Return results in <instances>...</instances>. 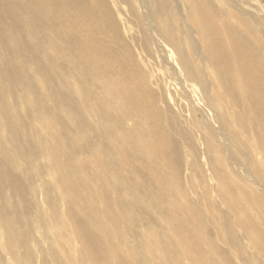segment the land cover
Masks as SVG:
<instances>
[{
    "label": "rangeland",
    "instance_id": "1",
    "mask_svg": "<svg viewBox=\"0 0 264 264\" xmlns=\"http://www.w3.org/2000/svg\"><path fill=\"white\" fill-rule=\"evenodd\" d=\"M26 1L14 3L18 13H22L20 3ZM87 1L100 12L110 13L116 27L98 34L105 52L101 62L119 76L137 72L138 87L152 98L148 112L134 120L136 126L127 122V136L123 135V127L116 126L115 120L125 114H113L119 106L116 101L106 111H96L95 106L106 102L100 93L103 89L79 87L90 80L82 76L81 68L90 62L92 47L83 44L70 54L68 44L54 31L31 30L24 22L26 32L10 41V51L4 56L22 65L27 88L13 86L15 118L22 123L23 138L40 152L35 179L26 173V208L40 213L44 221L42 228L38 219L28 214L32 219L29 264H117L119 258L133 264H171L168 257L180 259V264H195L199 256L188 251L195 239L187 236L189 225L184 224L191 209L200 214L199 222H204L201 264H264V188L248 179L259 183L264 179V155L259 153H264V130L258 129L259 125L264 128V117L254 115L251 106H243L244 91L236 93L223 84V72L237 79L214 56L216 45L222 42L226 46L235 33L264 59V0H203L214 22L208 33L196 21L192 0ZM48 7L43 5L45 10ZM53 15L49 12L50 18ZM64 32L72 34L73 30L65 27ZM39 36L44 41L41 45ZM24 39L36 53L35 46H40L41 62H27L25 53H16ZM171 52H175L174 59ZM165 62L177 66L180 76L169 71ZM39 63L61 73L65 82L51 80L54 74L47 77L38 70ZM258 63L264 69V62ZM237 74L240 77V68ZM181 76L185 81H180ZM60 91L72 95L79 112L63 104ZM91 94L94 107L85 106ZM248 113L249 119H256L254 125L245 121ZM97 116L112 127V133L105 131ZM212 125H219V131ZM154 130L164 132L168 139L163 136L159 144L170 154L177 151L178 165L152 149L144 134ZM75 150L80 152L74 155ZM123 151L129 160L120 170L111 171L110 159ZM257 160L263 164L257 165L256 177ZM156 165L162 175H156ZM15 166L19 167L16 174L24 179L22 165ZM232 196L238 199L235 205ZM135 199V216L124 219L117 201ZM91 206L123 221V229L118 230L120 241L107 263L85 256L77 241L82 226L90 220ZM91 223L87 227L94 230ZM254 227L258 228V247L249 251L248 234ZM8 246L0 226V264H20Z\"/></svg>",
    "mask_w": 264,
    "mask_h": 264
},
{
    "label": "bare ground",
    "instance_id": "2",
    "mask_svg": "<svg viewBox=\"0 0 264 264\" xmlns=\"http://www.w3.org/2000/svg\"><path fill=\"white\" fill-rule=\"evenodd\" d=\"M16 1L17 0H0V226L4 229L5 236L9 243L7 248L15 253L12 256L18 258V260L21 261H19L20 264H29L30 234L32 232L29 224H31L32 219L28 217V214L34 215L42 225V228H44V221L40 213L26 208V173H32L31 180L33 181L35 179L34 172L36 169V160L40 152L23 138L21 131L22 123L20 120L16 121L15 118L14 88H18V86L21 85L23 89H26L27 83L21 76L22 65L14 61L12 57L9 58L4 56V53L10 51V41L15 36L19 37V34L21 36L22 31L26 32L27 25L30 26L31 30L35 31L37 29L43 31V28L54 31L61 40L68 44L67 50L70 54H73L74 50L83 46V44H88L92 47L90 62L83 64L81 68L82 76H89L90 80L84 81L79 87L84 90L87 88L90 91L103 89L100 93L104 95L103 99H106V102H101L99 105L97 104L98 106L94 107V104L91 105V103H93L91 102L93 94H91L88 97L89 102L85 103V106L89 104L88 107H94L96 111H106V107L114 106L113 100H115L119 106L116 107L113 114H125V116L115 120V125L123 127L120 132L125 136H127L125 124L132 121L134 125H132V123L131 125L136 126L134 120L138 119V116H143L148 112V103L152 96L144 88L138 87L140 84L138 83L137 72H129V75L119 76L116 72H113L112 69L106 68L105 62H101V59L105 57V52L102 49L98 34L108 29H116L110 13L103 12V14L94 5L90 6L87 0H27L26 2L20 3L22 13H18L14 8V3ZM43 5L49 6V10H45ZM191 7L196 10L197 23L204 29L205 33H208L214 26V22L211 21V16L203 4V0H192ZM51 9L54 15L50 18L49 12L50 14L52 13L50 11ZM54 17H56V20H54ZM24 22H26V25ZM65 27L73 30V33H65ZM166 32L168 33V31ZM41 41L42 43L44 42L40 37V45ZM225 44L226 46L222 42H219L216 45L214 50L215 60L224 62L225 66L234 72L238 82L230 79L227 73L223 72L220 75L223 84L236 93L244 91L245 101L243 102V106L246 107V109H250L251 106L252 110H256L254 115H261L264 117V69L258 63L264 62V59H261L257 55V53H259L257 49L253 48L249 42L242 40L235 33L231 34L230 43ZM33 47L34 46L30 45L25 40L22 44L17 45L16 53H25L27 62H41L40 46H35V48L38 49L37 53L33 50ZM170 57L174 59L175 52H171ZM165 64L169 67V71L175 76H180V69L177 66H174L170 62H165ZM238 68L241 69L240 77L237 74ZM38 70L47 77L50 74H54L55 79L51 80L65 82L62 74L54 72L49 65L39 63ZM180 81H185L183 76H181ZM14 85L15 87L13 88ZM60 92L63 104L70 110L79 112L78 104L74 98L71 97L72 95L63 91ZM213 115L217 117V119L219 118L217 110L213 111ZM125 117L126 120L123 121ZM103 118L105 119L107 116L104 115ZM104 119L101 120V118L98 117V120L104 125V128H106L105 131L112 133V127ZM254 120L256 119H253V117L249 119V113L245 117V121H247L249 125H254ZM145 124H147V122H145ZM212 126L219 131V125ZM247 127L249 128L250 126ZM259 128L264 130L262 125H259L258 129ZM99 130L102 131L100 127ZM117 131L119 130L117 129ZM251 132H253V130ZM262 133L264 132L262 131ZM144 136L148 139L147 141L150 142L152 149L157 151L161 158H166L173 164H179L177 151H173L170 154L159 144L164 141L163 136H165V134L163 131L154 130L150 135L144 134ZM120 137L123 138L124 136ZM79 152L80 151L75 150L74 155H77ZM259 153L264 155L263 152ZM110 160L113 162L111 171H116L126 165L129 156L127 152L123 151L120 156L113 157ZM16 163L22 165L24 179L16 174L15 169H19L18 166H15ZM261 164H263V160H257L254 164L255 175L257 165L260 166ZM159 166L160 165H156L153 169L156 175H162ZM100 168L103 169L102 164H100ZM248 179L251 184L264 188V179L261 183L249 177ZM162 183L165 184V180L162 181ZM151 196L150 198H152ZM78 197L81 198L82 194H78ZM16 199H18V202ZM237 200L236 196H232L233 205H235ZM117 204L124 215V219H130L135 216L138 207V199H135L133 202L118 200ZM96 208V206H91L90 210H88L91 215L88 223L92 221V227H95V229H89L87 227L88 223H86V227L82 226L77 241L82 246L85 256L88 255L91 260L96 263H107L112 258L115 243L120 241L118 230L123 229L124 225L123 221H118L111 215L102 214L98 208ZM190 209H188V211ZM83 211L85 212V210ZM188 214L190 215L184 217V224L186 223L189 225L187 236L189 238L192 236L193 238H191L195 239L193 245L188 248V251L196 253L199 257L194 263L201 264L200 257L203 256V251L200 245L206 240L203 238L205 235L202 233L205 232V228L201 226L204 225V222L203 220L199 222L201 216L195 209H191ZM177 228L178 227H176V229ZM250 232L252 233L248 234V250L253 251L258 247V228L254 227ZM225 241L227 242L228 240H224L223 242ZM208 242L211 244L210 238ZM223 242L222 244H224ZM230 242L232 243V241ZM250 242H252V244H250ZM234 243L235 242H233L232 245H234ZM212 249L215 250L214 247H212ZM220 254L223 257L225 256L224 253ZM168 258L171 264H180V259L172 260V258ZM116 261L117 264H133L132 261L123 260L121 258ZM56 263L59 264L60 262L56 261ZM140 264H143V261H141Z\"/></svg>",
    "mask_w": 264,
    "mask_h": 264
}]
</instances>
